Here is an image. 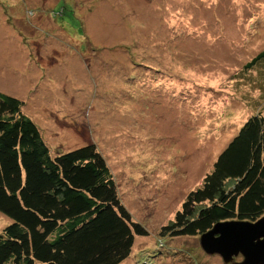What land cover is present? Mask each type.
<instances>
[{
  "label": "rangeland",
  "instance_id": "rangeland-1",
  "mask_svg": "<svg viewBox=\"0 0 264 264\" xmlns=\"http://www.w3.org/2000/svg\"><path fill=\"white\" fill-rule=\"evenodd\" d=\"M263 48L264 0H0V91L51 155L93 143L147 232L119 264H225L163 227L264 111Z\"/></svg>",
  "mask_w": 264,
  "mask_h": 264
},
{
  "label": "trees",
  "instance_id": "trees-1",
  "mask_svg": "<svg viewBox=\"0 0 264 264\" xmlns=\"http://www.w3.org/2000/svg\"><path fill=\"white\" fill-rule=\"evenodd\" d=\"M257 62L264 48L245 67ZM22 106L0 91V213L11 219L0 231V264H119L147 232L122 204L104 157L93 143L51 155ZM262 216L264 111L246 119L163 230L195 236Z\"/></svg>",
  "mask_w": 264,
  "mask_h": 264
},
{
  "label": "water",
  "instance_id": "water-1",
  "mask_svg": "<svg viewBox=\"0 0 264 264\" xmlns=\"http://www.w3.org/2000/svg\"><path fill=\"white\" fill-rule=\"evenodd\" d=\"M199 245L207 254H218L225 264H264V216L216 222L200 235ZM239 255L241 260L235 261Z\"/></svg>",
  "mask_w": 264,
  "mask_h": 264
}]
</instances>
